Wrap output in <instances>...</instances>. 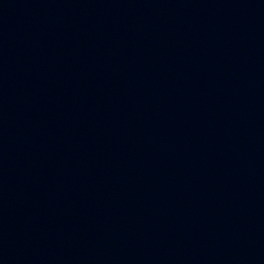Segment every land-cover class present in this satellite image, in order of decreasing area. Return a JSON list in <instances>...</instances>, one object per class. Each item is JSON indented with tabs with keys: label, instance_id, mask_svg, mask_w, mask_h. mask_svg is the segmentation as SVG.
<instances>
[{
	"label": "water",
	"instance_id": "water-1",
	"mask_svg": "<svg viewBox=\"0 0 264 264\" xmlns=\"http://www.w3.org/2000/svg\"><path fill=\"white\" fill-rule=\"evenodd\" d=\"M0 264H264V0H0Z\"/></svg>",
	"mask_w": 264,
	"mask_h": 264
}]
</instances>
